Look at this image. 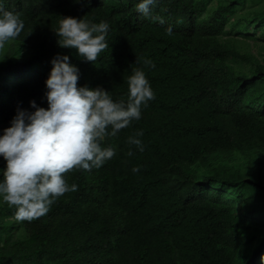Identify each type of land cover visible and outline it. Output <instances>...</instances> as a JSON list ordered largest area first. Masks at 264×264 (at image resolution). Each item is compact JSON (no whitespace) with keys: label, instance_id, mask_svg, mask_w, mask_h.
I'll return each mask as SVG.
<instances>
[{"label":"trees","instance_id":"16d2710c","mask_svg":"<svg viewBox=\"0 0 264 264\" xmlns=\"http://www.w3.org/2000/svg\"><path fill=\"white\" fill-rule=\"evenodd\" d=\"M136 2L2 0L25 27L0 48V133L31 101L48 107L57 54L79 68L78 86L114 100L143 68L154 97L105 138L111 160L65 174L76 190L45 215L18 221L0 199V264H261L264 0H158L149 17ZM61 17L109 23L95 62L58 46ZM141 130L143 152L127 142Z\"/></svg>","mask_w":264,"mask_h":264},{"label":"clouds","instance_id":"9594fccd","mask_svg":"<svg viewBox=\"0 0 264 264\" xmlns=\"http://www.w3.org/2000/svg\"><path fill=\"white\" fill-rule=\"evenodd\" d=\"M157 3L137 0L135 9L149 17ZM157 19L164 23L162 18ZM24 27L21 15L5 9L0 0V48L18 37ZM109 30L106 21L91 23L84 18L61 17L54 31L59 47L74 49L84 61L95 62L108 47ZM168 31L171 33V28ZM143 63L146 68L156 67L148 58ZM51 64L45 93L48 107L31 101L34 111L18 109L11 126L0 133V158L6 162L0 170V199L15 208L18 221L45 215L59 197L76 190L77 185H70L66 179L69 171H91L111 160L117 149L105 146V138L116 137L132 121L140 120L142 108L154 97L143 68L133 69L127 77V99L114 100L101 87L78 86L79 68L68 55L57 54ZM142 136V130L137 131L127 142L143 152Z\"/></svg>","mask_w":264,"mask_h":264}]
</instances>
